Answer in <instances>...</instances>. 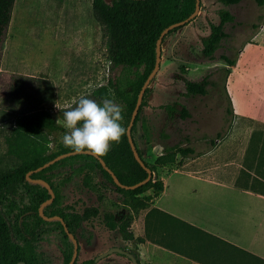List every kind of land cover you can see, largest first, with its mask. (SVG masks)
<instances>
[{
	"label": "trees",
	"instance_id": "trees-1",
	"mask_svg": "<svg viewBox=\"0 0 264 264\" xmlns=\"http://www.w3.org/2000/svg\"><path fill=\"white\" fill-rule=\"evenodd\" d=\"M242 1H213V4L219 5L214 10L218 19L207 18L209 30L206 33H198L201 48L196 49V55L201 59L212 61L220 58L228 64L224 69V81L231 114H234V109L226 83L237 58L226 54L218 56L217 50L230 36L226 29L227 25L236 20L230 7ZM256 1L260 6L264 5V0ZM15 3L16 0H0V48L3 46L11 23ZM93 8L103 26L111 67L117 70L108 84H102L93 91V96L97 103H101L103 98L122 102V124L126 128V134L121 142L110 143V150L100 158L114 171L122 184L133 185L144 180L148 172L135 158L127 135V127L139 92L155 66L157 40L161 32L168 25L188 18L195 11L196 0H111L110 2L93 0ZM198 16L199 14L190 23L197 20ZM184 26L176 27L168 34ZM182 71L188 70L183 67ZM212 74L209 73L200 80H193L184 74L177 75L184 85V92L181 94L206 95L208 86L216 84V81L211 79ZM2 88L0 95L2 110L8 113L10 120L7 137L8 155L12 157L14 165L0 171V264L23 262L69 264L74 253V242L65 225L78 238L81 237L91 243L94 233L86 225L100 215L101 208L86 206L83 209H76L71 205H65L67 198L64 189L73 185L80 176L84 186L94 191H98L102 185L105 188H114L118 193L117 196L132 206L133 211L122 213L119 217L111 211L105 212L103 222L110 230L119 233L123 239L136 243L137 239L131 229L132 223L135 216L150 206L153 197L145 193L153 189L157 195L164 187L159 179L158 169L174 162L177 154L187 157L194 154L195 149L181 144L164 145L162 154L154 163H149L144 159L145 148H142L144 135L140 134L141 146L137 144L136 146L146 165L152 169L153 176L148 182L135 189H126L118 185L111 173L103 166L100 158L93 154L78 153L66 156L30 175L31 178L48 181L55 191L54 201L44 208V212L48 216H61L64 223L59 219L47 220L40 215L39 207L51 196L49 189L41 183L30 181L27 173L36 170L57 155L74 151L63 144L56 151L49 150L48 136L55 131L67 132V129L58 122L55 86L49 79L13 73ZM150 90L149 85L136 121L140 120L141 110L148 106ZM157 108L166 111L170 120H174L177 116L185 119L191 115L187 106L180 101L163 103ZM136 121L132 126L134 141L135 134L138 135ZM162 136L169 137L164 131ZM217 136L221 134L218 133ZM212 142L215 143L214 140ZM97 177H100L99 181H96ZM143 194L145 197H140ZM132 253L136 256L138 264H142L138 252L132 250ZM74 264H97V262L95 258L83 261H79L78 258Z\"/></svg>",
	"mask_w": 264,
	"mask_h": 264
},
{
	"label": "rangeland",
	"instance_id": "rangeland-1",
	"mask_svg": "<svg viewBox=\"0 0 264 264\" xmlns=\"http://www.w3.org/2000/svg\"><path fill=\"white\" fill-rule=\"evenodd\" d=\"M213 1L202 0L203 7L197 20L166 36L160 68L150 83L148 106L140 112V134L144 135L146 161L154 163L162 154L164 145L181 144L195 149V153L187 157L177 154L174 162L163 166L164 171L177 167L206 171L211 168V172L219 173L226 163H232L231 167L239 170L242 164H247L246 158H242L243 151L249 142L254 145L257 141L256 134H252L257 131L256 125L229 112L224 81V69L228 64L220 58L211 61L196 55V49L201 48L198 33L209 30L207 18L218 19L214 10L219 5L213 4ZM230 9L236 20L227 25L230 36L223 41L217 55L226 54L238 59L242 46L256 32L264 31V5L260 6L256 0H243ZM103 33L93 0H16L12 20L0 48V95L1 88L13 73L49 79L55 86L58 122L66 129L63 126L64 111L75 107L81 97L97 102L93 91L102 84H108L117 73L108 59L107 41ZM250 58L255 61L259 59L264 64V56L259 58L252 54ZM183 67L188 71L183 72ZM209 73H213L211 79L216 84L208 86L206 95L181 94L184 85L177 75L184 74L193 80H200ZM234 79L240 86L241 74L236 72ZM172 101L185 104L191 115L185 119L177 116L170 120L166 111L157 108ZM1 102L0 98V171L14 165L12 157L8 155L10 120L8 113L2 110ZM115 103L123 106L120 101ZM163 131L169 135L168 138H163ZM65 133L55 131L48 136L50 151L60 149ZM218 133L221 136H217ZM140 134H135L139 147ZM95 179L99 181L100 177ZM64 193L67 198L65 205L76 209L86 206L101 208L100 215L86 225L94 233L91 243L79 237V261L95 258L114 246L130 252L136 250L135 242L123 239L103 222L107 211L115 213L117 217L133 211L129 203L117 196L114 188L102 185L98 191H94L84 186L80 176L73 185L64 189ZM97 264L133 262L127 256L115 253Z\"/></svg>",
	"mask_w": 264,
	"mask_h": 264
},
{
	"label": "crops",
	"instance_id": "crops-1",
	"mask_svg": "<svg viewBox=\"0 0 264 264\" xmlns=\"http://www.w3.org/2000/svg\"><path fill=\"white\" fill-rule=\"evenodd\" d=\"M252 54L264 56L263 30L242 46L226 83L233 115L257 127L242 153L247 164L219 173L159 168L163 190L145 193L150 206L131 227L142 264H264V64Z\"/></svg>",
	"mask_w": 264,
	"mask_h": 264
},
{
	"label": "clouds",
	"instance_id": "clouds-1",
	"mask_svg": "<svg viewBox=\"0 0 264 264\" xmlns=\"http://www.w3.org/2000/svg\"><path fill=\"white\" fill-rule=\"evenodd\" d=\"M122 112L112 99L103 98L97 103L81 97L75 107L63 113V126L68 130L62 137L63 145L76 153L88 150L98 157L105 156L110 143L119 144L126 134Z\"/></svg>",
	"mask_w": 264,
	"mask_h": 264
},
{
	"label": "water",
	"instance_id": "water-1",
	"mask_svg": "<svg viewBox=\"0 0 264 264\" xmlns=\"http://www.w3.org/2000/svg\"><path fill=\"white\" fill-rule=\"evenodd\" d=\"M110 1L111 0H107V2H110ZM201 2H202V0H196L195 11L188 18L168 25L161 32V34H160V36H159V38L157 40V56H156L155 66H154L153 70L151 71V73L149 74V76L147 77L145 83L143 84V86H142V88H141V90L139 92L136 106H135L134 111L132 113V117H131L130 123H129L128 127H127V135H128L129 142L131 144L133 153L135 155V158L137 159L139 164L147 170L148 176L144 180H142V181H140V182H138L136 184L124 185V184H122L120 182L119 178L116 176L114 171L106 164V162L102 158H100V157L95 155L96 157L100 158L103 166L111 173V175L114 178L115 182L118 185H120V186H122V187H124L126 189H135V188L145 184L146 182H148L153 176L152 169L146 165V163L144 162V160L142 159V157L140 156V154L138 152L136 143H135L134 138L132 136V126L135 123L136 117L138 116V113L140 111V107L142 105L146 89L150 85V83L153 80V78L157 75L158 70L160 68L161 61H162L163 39L174 28L180 27V26H184V25H187L188 23H190L192 21V19H194L200 13V11H201ZM136 126H137L138 133L139 134L142 133L141 121L140 120L136 121ZM142 148H145L144 144L142 145ZM82 153L92 154L88 150H85ZM73 154H78V153H76L75 151H70V152H66V153H62L60 155H57L55 158H53L52 160L46 162L44 165L38 167L36 170H31V171H29L27 173V177L29 178L30 181L43 184L44 186H46L49 189V192L51 194V196L48 199H46L39 207V213L44 219H47V220L59 219V220H61L64 223V219L61 216H58V215L48 216L44 212V208L48 204L52 203L54 201V199H55V196H56L55 191L52 188V186L50 185V183L48 181L42 179V178H31L30 175L33 172L40 171L43 168L49 166L50 164H53L56 161L66 157V156L73 155ZM65 229L68 232L70 238L74 242V253H73L72 259L69 262V264H74L76 262V260L79 258V241H78L77 237L73 233H71L69 231V229H68V227L66 225H65ZM115 253L126 255L128 258H130L132 260L133 264H138V260H137L136 256L132 252H130V251H128V250H126V249H124L122 247H117V246L111 247L107 251L99 254L97 257H95V260H96V262H98V261L104 259L105 257H107L109 255H112V254H115ZM18 264H26V263L23 262V263H18Z\"/></svg>",
	"mask_w": 264,
	"mask_h": 264
},
{
	"label": "flooded vegetation",
	"instance_id": "flooded-vegetation-1",
	"mask_svg": "<svg viewBox=\"0 0 264 264\" xmlns=\"http://www.w3.org/2000/svg\"><path fill=\"white\" fill-rule=\"evenodd\" d=\"M76 236V235H75ZM77 237V236H76ZM78 241H79V238L77 237ZM79 247H80V242H79Z\"/></svg>",
	"mask_w": 264,
	"mask_h": 264
}]
</instances>
